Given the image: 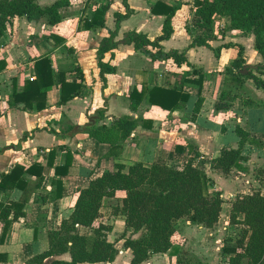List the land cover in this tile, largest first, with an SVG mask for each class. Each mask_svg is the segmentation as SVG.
I'll return each mask as SVG.
<instances>
[{"label": "crops", "instance_id": "crops-1", "mask_svg": "<svg viewBox=\"0 0 264 264\" xmlns=\"http://www.w3.org/2000/svg\"><path fill=\"white\" fill-rule=\"evenodd\" d=\"M55 1L37 0L41 7ZM156 1L169 6L180 3L172 18L173 32L160 45L166 53H184L189 65L177 66L171 59L153 60L132 43H126L129 31L145 34L150 40L162 35L165 15L152 12ZM193 3L194 0H128L133 13L120 22L115 38L117 47L103 57L104 62L116 67L114 73L105 75L104 86L97 50L102 39L116 27L115 13L126 11L122 0L112 1L102 28L84 26V20H90L96 8L102 6L99 0H69L68 5L59 9L61 20L55 25L47 24L44 18L29 21L25 16L14 17L8 24L0 38V174L9 172L16 164L28 168L38 162L43 166V181L23 205L24 216L8 224L6 230L5 220L0 219V264H25L44 251L48 247V231L58 228L60 221L70 215L76 190L86 187L104 171L115 170L117 163L126 167L135 162L165 163L181 169L192 158L213 181L212 190H227L231 197L236 194L233 191L247 193L258 183L252 174L264 165V147L245 143L244 159L234 167L235 178L213 170L211 159L222 149L238 146L236 124L249 131L252 138L264 142V89L244 76L238 85L231 80L233 75L225 72L238 54L237 45H241L243 67L257 66L242 74L252 71L264 78V71L259 72L261 56L255 49L253 35L228 29L225 17L217 15L211 28L198 27ZM204 37L209 38L208 45L191 46L195 38ZM45 54H49L54 72L69 70V82L77 80V72L72 69L81 68L84 79L80 95L61 104V86L56 85L47 92V105L41 111L11 107L12 92L23 91L25 81L35 78L34 60ZM194 67L202 69L201 89L184 82L183 93L188 94V99L181 101L179 107L165 110L143 100L136 110L130 108L128 94L133 88L142 91L154 86L172 87L179 82L182 72H191ZM199 98L200 108L195 112ZM100 109H105L100 124L109 125L113 118L123 115L138 120L119 154H112L108 144L97 142L86 133L63 131L68 126H84ZM53 149L55 154L49 155ZM67 160L70 164L66 172L56 171ZM25 177L35 180L28 173ZM22 196L20 189L0 187V201L4 203L21 202ZM124 196L125 191L119 190L115 197L106 198L103 206L107 201L121 205ZM109 218L113 230L108 239L117 250L114 259L81 264H130L132 251L124 247L121 235L138 237L140 233L126 229L121 214L111 212ZM61 257L68 259L69 254ZM175 259L169 253H154L140 264H163Z\"/></svg>", "mask_w": 264, "mask_h": 264}, {"label": "trees", "instance_id": "trees-1", "mask_svg": "<svg viewBox=\"0 0 264 264\" xmlns=\"http://www.w3.org/2000/svg\"><path fill=\"white\" fill-rule=\"evenodd\" d=\"M99 1L103 2L102 6L96 8L90 20H84L86 28L105 27L106 13L113 0ZM122 3L126 11L115 13L116 27L102 39L97 50L103 86L106 84L105 75L116 71L115 66L103 61L104 54L117 47L115 38L120 22L133 13L128 0H122ZM68 4L69 0H57L49 6L41 7L37 0H0V38L5 35L8 24L14 17L25 16L29 21L44 18L47 24L55 25L61 20L59 9ZM193 5L198 17L196 25L202 29L211 28L218 15L227 19L228 29L239 30L242 35L252 34L255 49L262 59L259 72L264 71V0H194ZM179 8L180 3L169 6L156 1L152 12L165 15L162 35L150 40L145 34L129 31L125 37L126 43H132L136 50L149 54L153 60L171 59L177 66L189 65L184 53H166L160 45L162 40L171 36L172 18ZM51 37L57 39L55 35ZM208 39L195 38L191 46L208 45ZM237 48L238 54L225 72L231 73V80L238 85L242 83L244 76L252 79L257 87L264 89V78L252 71L247 74L240 72L245 60L243 47L237 45ZM34 68L35 78L25 81L23 91L12 92L9 100L11 107L41 111L47 105V92L56 85L61 86V104L80 95L84 75L79 66L72 69L77 72V80L72 82L66 80L69 70L54 72L49 54L35 58ZM181 74L179 82L172 87L154 86L142 91L133 88L128 94L130 108L136 110L143 100L165 110L179 107L181 101L188 99V94L183 93L184 82L195 84L200 89L203 82L202 69L194 67L191 72L184 71ZM193 74L198 77L195 78ZM200 102L199 98L195 112L199 110ZM104 114L105 109H100L97 116H91L84 126H68L63 131L86 133L97 142L108 144L112 154H119L126 139L136 129L138 120L133 116L123 115L113 118L109 125L100 124ZM235 130L240 137L238 146L222 149L218 156L211 159V168L224 175L240 166L244 159L242 153L245 143L264 147V142L252 138L250 132L240 125L236 124ZM177 148L180 149L179 146ZM54 154L55 150H50L49 155ZM69 164L70 160H67L63 168L57 167L56 171L66 172ZM115 167V170L104 171L92 178L86 187L76 190V201L70 215L60 221L58 228L48 231V247L29 258L25 264L112 261L117 250L114 242L108 239V233L113 230V226L102 222L95 225V222L101 216L104 200L115 197L119 190L125 191V196L121 205L113 207V213L124 216L126 229H132L135 234L140 233L138 237L126 236L125 233L121 235L124 247L132 251L130 264H140L154 253H169L176 257L175 262L170 260L163 264H207L175 240L181 220L211 229L219 221L223 209L224 198L221 190H212L213 181L194 163V159L190 158L181 169L165 163L146 165L143 162H135L128 167L117 163ZM42 172L43 166L37 162L28 168L16 164L9 172L0 174V187L20 189L23 194L21 202L18 203L0 201V219L5 220V230L8 224L25 215L23 205L40 188ZM26 173L34 175L35 180L27 179ZM256 179L259 183H264V166L258 168ZM229 219L230 223L243 225V228L233 244L222 248L225 257L216 264H264V191L254 189L250 193L236 195L231 200ZM83 228L90 231L83 232ZM64 254H69V258H62Z\"/></svg>", "mask_w": 264, "mask_h": 264}, {"label": "rangeland", "instance_id": "rangeland-1", "mask_svg": "<svg viewBox=\"0 0 264 264\" xmlns=\"http://www.w3.org/2000/svg\"><path fill=\"white\" fill-rule=\"evenodd\" d=\"M261 167L262 166H260L259 168ZM257 170L258 168L252 174V177L256 181ZM235 173L236 171L233 169L228 175L229 177L235 178ZM254 189H261L262 191H264V183H259L258 181L255 186L252 185L247 193H250ZM221 192L224 194L222 195L224 198L223 209L220 215V219L214 225V227L208 229L205 227H199V225L195 224L187 225L185 222L186 220H181L179 222L180 231H178L175 239L180 246L184 245L185 248L191 250L196 258L200 260L202 259L208 264H216L223 261L225 255L222 252V248L224 246H228V244H233L235 238H237L238 234L240 233L241 228H243V225L230 223L229 214L231 209V200L238 194L247 193L233 191V193L236 194L231 197V192L227 190H223ZM111 202L107 201L103 206L101 217L97 219L95 225H98L99 223H101V221H105V223L110 224V222H108V220L110 219L109 213H113V207L115 205ZM186 225L190 228L186 227ZM82 231L88 232L90 230L83 228Z\"/></svg>", "mask_w": 264, "mask_h": 264}, {"label": "water", "instance_id": "water-1", "mask_svg": "<svg viewBox=\"0 0 264 264\" xmlns=\"http://www.w3.org/2000/svg\"><path fill=\"white\" fill-rule=\"evenodd\" d=\"M248 68H254V69H256L257 66L245 65V66L243 67V69H242L240 72H241V73H244L245 71L248 70Z\"/></svg>", "mask_w": 264, "mask_h": 264}]
</instances>
